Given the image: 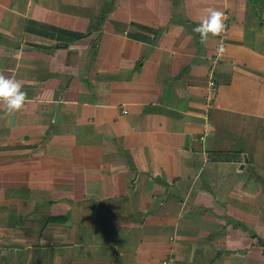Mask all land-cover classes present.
Listing matches in <instances>:
<instances>
[{
  "label": "crops",
  "instance_id": "crops-1",
  "mask_svg": "<svg viewBox=\"0 0 264 264\" xmlns=\"http://www.w3.org/2000/svg\"><path fill=\"white\" fill-rule=\"evenodd\" d=\"M0 71V264H264V0H0Z\"/></svg>",
  "mask_w": 264,
  "mask_h": 264
},
{
  "label": "clouds",
  "instance_id": "clouds-1",
  "mask_svg": "<svg viewBox=\"0 0 264 264\" xmlns=\"http://www.w3.org/2000/svg\"><path fill=\"white\" fill-rule=\"evenodd\" d=\"M226 19L224 12L211 7L207 8L193 31L199 35L202 42H207L210 36L217 37L225 31ZM222 51V47L218 48V53ZM24 87L20 80L0 71V106H3L9 114L22 111L30 103L27 92L23 90ZM53 97L54 92L47 90L42 100L51 103Z\"/></svg>",
  "mask_w": 264,
  "mask_h": 264
},
{
  "label": "built area",
  "instance_id": "built-area-1",
  "mask_svg": "<svg viewBox=\"0 0 264 264\" xmlns=\"http://www.w3.org/2000/svg\"><path fill=\"white\" fill-rule=\"evenodd\" d=\"M218 61H219V57L215 58L214 59V66L218 64ZM210 86L214 89L215 88V81H214V74L211 73L210 74ZM210 128H207L206 131L204 132L203 134V137L201 138L202 140H204L207 136H208V132H209ZM173 259H169L165 264H172L173 263Z\"/></svg>",
  "mask_w": 264,
  "mask_h": 264
}]
</instances>
